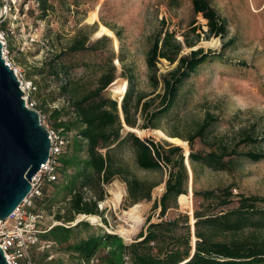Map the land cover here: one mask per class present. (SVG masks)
I'll return each mask as SVG.
<instances>
[{"label": "rangeland", "instance_id": "rangeland-1", "mask_svg": "<svg viewBox=\"0 0 264 264\" xmlns=\"http://www.w3.org/2000/svg\"><path fill=\"white\" fill-rule=\"evenodd\" d=\"M207 1L225 25L223 37L208 36L206 20L200 13H192L191 0H46L49 9L40 23H35L27 17L19 19L13 34L2 36L0 31V37L6 41L8 60L20 70L19 76L36 87L30 97L36 102V110L40 112L43 124L54 129L52 111H60V119L67 120L68 111H72L68 108V101L78 99L94 89L100 75L108 69L109 63L124 75V78H119L113 83L112 90L108 87L104 92L118 104L127 87V74L133 78L135 92L145 95L144 100L161 93V86L153 91L148 80L146 52L158 31H173L177 40L187 39L189 42H195L193 48L183 45L181 55L202 48L204 52L211 54V60L199 66L184 82L175 105L154 121L157 129L149 131L148 128L143 131L140 126L144 120L138 112V127L135 128L134 134L156 143L181 145L183 153L187 154L189 144L184 140L209 113L214 117V121L207 129L208 143L232 146L249 135L260 139V142L254 145L242 144L238 150L264 153V0ZM36 15L38 12L33 13L32 17L35 18ZM193 26L196 29L194 32ZM85 35L88 36L87 46L95 44L102 37L104 39L96 45L95 50H83L56 58L75 37L82 38ZM229 41L233 42L228 44ZM53 61L59 71L56 78L35 74L36 69L48 71ZM156 66L157 75L160 76L174 65L159 59ZM63 86L67 87V92H63ZM112 91H116L119 96H113ZM155 106L156 102L152 104L150 111ZM119 115L121 118V113ZM127 132V126L123 127L120 131L121 137ZM173 134L179 135L183 140L170 137ZM178 142L180 144H174ZM207 142L195 139L194 150L209 151L211 144ZM116 157L127 164L137 178L160 182L152 190L151 201L138 203L142 220L133 230L130 240L120 234V228L131 229V222L125 215V211L131 207L125 184L115 178L110 184L104 185L106 196L101 209L102 220L89 223L94 226L92 230L96 232L104 231V226L107 225L111 233L121 237L125 244H129L146 228L148 219L151 222L160 220L158 209L153 210L152 203L163 193L167 173L165 170H140L135 164L132 148L127 143L117 149ZM233 161L232 168L226 171L197 165L193 175L188 158H185L184 164L189 177L185 195L188 199L183 200L181 205L178 202V209L168 211L163 219L169 220L178 213H186L192 233L193 213L202 202L201 198L193 196L194 191L231 187V193L236 197H264V159L253 161L248 158H236ZM56 183H59V187L53 193L54 202L48 209L42 207L45 215L42 229L49 225L65 226L63 220L57 221L55 218L59 208L60 213H63L61 207H64L67 199L66 192L60 185L61 179ZM113 189L123 191L119 203L112 200ZM52 190L48 187L47 191ZM236 199L225 207H210L209 213H219L237 207ZM80 219L88 221L87 218L77 216L73 223L75 224L76 220L81 221ZM250 233L251 229L245 228L234 234H219L217 239H244ZM85 235L86 232L80 233V236ZM259 237H264V231L259 233ZM193 241L194 237H191V245ZM42 246L43 249L33 251L35 264L75 263L70 252L53 246L51 242L43 241ZM99 255H105V251L102 250Z\"/></svg>", "mask_w": 264, "mask_h": 264}, {"label": "trees", "instance_id": "trees-1", "mask_svg": "<svg viewBox=\"0 0 264 264\" xmlns=\"http://www.w3.org/2000/svg\"><path fill=\"white\" fill-rule=\"evenodd\" d=\"M49 9L46 0H39V12L36 17L29 12V19L43 20ZM191 9L194 15L201 14L206 20L208 36L223 37L226 28L219 15L210 6L207 0H191ZM194 24V23H193ZM0 24V30H4ZM196 29L193 26L192 31ZM88 36L75 37L72 42L60 51L56 58L65 54L76 53L83 50H95V44L87 46ZM233 41H229L231 44ZM183 45L193 48L195 42L177 40L175 33L158 31L146 52V67L148 80L156 91L161 86V93L144 100L145 95L135 92L134 81L126 75L127 87L122 94L120 118L118 103L105 90H112L113 83L124 78L121 71L109 63L108 69L97 80V86L83 94L80 98L68 101L69 118L60 119V111L53 110L55 131L70 136L71 142L58 158L59 169L57 181L48 183L43 188V195L36 199L35 209L43 211L50 208L54 202L53 193L59 187L66 192V202L63 213L60 208L55 214L57 221L63 220V225L52 226L40 235L42 241L51 242L53 246L72 254L74 264H90L102 262L119 263L127 257L128 264H264V237L259 233L264 231V197L259 196H233L231 187L216 190H203L193 192L195 198L202 202L193 213V229L190 230L189 217L186 213H178L169 220L163 217L170 210L178 209V202L188 199L187 193L188 172L184 159L188 158L193 175L196 166L206 167L217 171L231 169L236 158H248L258 161L264 159V153L256 151H240L238 147L254 145L260 139L244 136L235 145L208 143L207 129L214 121V117L207 113L194 132L184 141L189 144V152L183 153L182 146L170 143H156L151 139H141L133 132H127L121 137L123 127L137 128L138 112L144 123L141 129H157L153 124L163 114L167 113L176 103L184 82L197 70L199 66L211 60V54L202 48L191 50L181 55ZM159 59L166 60L174 65L165 74L158 76L156 66ZM121 60V59H119ZM49 65L48 71L36 69L35 74L54 79L58 76V66ZM67 92V87H61ZM144 100V101H143ZM156 106L150 111L153 103ZM58 120V121H57ZM74 135H73V134ZM170 137H178L173 134ZM195 139L211 144L209 151L194 150ZM74 140V141H73ZM183 140V139H182ZM129 144L134 154L136 166L146 172L167 173L164 181V191L158 199L153 200L152 209H158L159 221L147 220L145 229H142L129 244H125L121 237L111 233L107 225L104 231H94L89 221H78L77 216L95 215L102 220V210L98 204L105 200L104 185L110 184L115 178L125 184L126 196L130 206L142 201H151L152 190L160 182L137 178L120 158L116 151L122 144ZM174 144H180L174 143ZM182 147V148H181ZM71 150V152H69ZM69 152V153H68ZM83 152V153H82ZM70 172L68 173V171ZM51 187L52 191H47ZM49 192V193H47ZM236 199L237 207L219 213H209L210 207H225ZM43 207V208H42ZM250 228L251 233L244 239H217V235L237 233ZM86 232L85 236L80 233ZM191 237H194L191 245ZM104 250L105 255L99 253Z\"/></svg>", "mask_w": 264, "mask_h": 264}, {"label": "water", "instance_id": "water-1", "mask_svg": "<svg viewBox=\"0 0 264 264\" xmlns=\"http://www.w3.org/2000/svg\"><path fill=\"white\" fill-rule=\"evenodd\" d=\"M2 49L0 41V221L30 192V180L48 159L50 149L40 114L25 105L18 77L5 63ZM118 110L122 115L121 101ZM5 258L0 248V264H9Z\"/></svg>", "mask_w": 264, "mask_h": 264}, {"label": "built area", "instance_id": "built-area-1", "mask_svg": "<svg viewBox=\"0 0 264 264\" xmlns=\"http://www.w3.org/2000/svg\"><path fill=\"white\" fill-rule=\"evenodd\" d=\"M38 10L39 0H0V24H4L5 26L3 31L0 30L2 36L13 34L15 26L20 20H23L25 17L28 18L27 14L29 12L37 13L39 12ZM41 21L36 20L35 23H40ZM0 41L3 45L2 53L5 63L11 67L18 77L25 105L28 108L36 110V102L30 97L36 90V87L19 76L20 70L15 68L8 60L5 39L0 37ZM41 124L48 131L50 140L49 157L31 178V190L27 196L7 219L0 221V248L9 264H35L33 251L38 248H44L40 235L48 231L51 226L49 225L45 229L41 228L44 224L45 215L43 211L35 209V201L43 195V188L46 184L57 181L58 158L71 142L70 136L62 135L59 131L57 132L45 126L43 119H41ZM102 205L103 202L98 204L100 210L102 209ZM98 218L101 220L100 217ZM71 224L73 225L74 223ZM127 262V257H124L119 263L91 262L90 264H128Z\"/></svg>", "mask_w": 264, "mask_h": 264}, {"label": "bare ground", "instance_id": "bare-ground-1", "mask_svg": "<svg viewBox=\"0 0 264 264\" xmlns=\"http://www.w3.org/2000/svg\"><path fill=\"white\" fill-rule=\"evenodd\" d=\"M112 95L117 96L118 94L116 91H112ZM127 128H128V130H132V131L135 130V128H131V127H127ZM112 195H113V197H112L113 202L119 203L121 201L122 196H123V191H118V190L113 189ZM125 215H126L127 219H129V221L131 222L130 223L131 229L120 228V234H122L125 239L130 240V236L132 235L133 230L135 229V227H137L141 223V220H142V217L140 215V205L138 203L132 205L127 211H125ZM81 217L87 218L88 221H90V222L92 221L94 223H96L99 220V218L95 215H84Z\"/></svg>", "mask_w": 264, "mask_h": 264}]
</instances>
